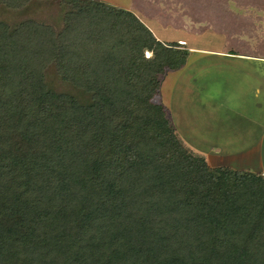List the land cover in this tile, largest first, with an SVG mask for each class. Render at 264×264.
Here are the masks:
<instances>
[{
  "label": "trees",
  "instance_id": "obj_1",
  "mask_svg": "<svg viewBox=\"0 0 264 264\" xmlns=\"http://www.w3.org/2000/svg\"><path fill=\"white\" fill-rule=\"evenodd\" d=\"M58 1L59 34L0 23V264H264V178H215L156 101L188 50L131 12Z\"/></svg>",
  "mask_w": 264,
  "mask_h": 264
},
{
  "label": "crops",
  "instance_id": "obj_2",
  "mask_svg": "<svg viewBox=\"0 0 264 264\" xmlns=\"http://www.w3.org/2000/svg\"><path fill=\"white\" fill-rule=\"evenodd\" d=\"M97 1L188 50L159 94L179 139L211 166L264 178V0Z\"/></svg>",
  "mask_w": 264,
  "mask_h": 264
},
{
  "label": "rangeland",
  "instance_id": "obj_3",
  "mask_svg": "<svg viewBox=\"0 0 264 264\" xmlns=\"http://www.w3.org/2000/svg\"><path fill=\"white\" fill-rule=\"evenodd\" d=\"M58 2V0H32L29 6L16 9L0 6V23L9 24L10 28L14 29L20 23H25L27 21H38L40 23L49 25L50 28L54 29L55 32L59 34L66 25L65 16L68 12H72V9L67 4H64L62 6ZM151 53L152 52L146 53L144 55L148 58L150 56H153L151 55ZM56 72V65H49L47 73L49 75L50 83L59 91L75 93L76 89H74L73 86L68 84H61L60 80L56 78ZM81 98L84 103L90 102L88 95H83L81 96ZM156 101L159 102V96L156 97ZM206 164L209 168L208 171H210V173H212L215 178H218L220 176V172L222 170L232 172L227 168L211 166L209 162H207V160ZM238 172L239 171L233 172V174L237 175Z\"/></svg>",
  "mask_w": 264,
  "mask_h": 264
}]
</instances>
